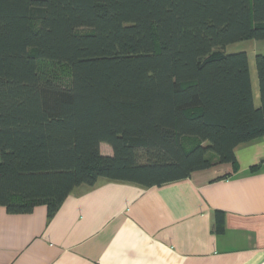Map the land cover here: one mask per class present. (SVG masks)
<instances>
[{
  "label": "trees",
  "instance_id": "trees-1",
  "mask_svg": "<svg viewBox=\"0 0 264 264\" xmlns=\"http://www.w3.org/2000/svg\"><path fill=\"white\" fill-rule=\"evenodd\" d=\"M264 0H0V206L162 187L264 136ZM107 144L113 155L102 154Z\"/></svg>",
  "mask_w": 264,
  "mask_h": 264
},
{
  "label": "crops",
  "instance_id": "crops-1",
  "mask_svg": "<svg viewBox=\"0 0 264 264\" xmlns=\"http://www.w3.org/2000/svg\"><path fill=\"white\" fill-rule=\"evenodd\" d=\"M235 155L162 187L100 179L52 217L0 206V264H264V136Z\"/></svg>",
  "mask_w": 264,
  "mask_h": 264
},
{
  "label": "rangeland",
  "instance_id": "rangeland-1",
  "mask_svg": "<svg viewBox=\"0 0 264 264\" xmlns=\"http://www.w3.org/2000/svg\"><path fill=\"white\" fill-rule=\"evenodd\" d=\"M260 43L261 42L259 41H246V42L233 44L227 47V52L229 53L240 52V51H246L248 53L250 59L253 87L255 89V101L257 104H259L260 101V94H259V84H258L255 57L259 53L264 54V51H262L261 49Z\"/></svg>",
  "mask_w": 264,
  "mask_h": 264
}]
</instances>
